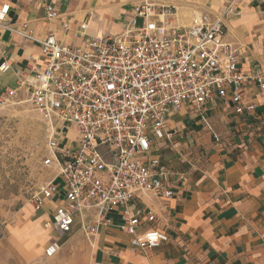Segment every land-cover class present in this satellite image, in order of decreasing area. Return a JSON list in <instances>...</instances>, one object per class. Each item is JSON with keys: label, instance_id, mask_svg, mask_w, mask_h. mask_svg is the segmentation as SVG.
Listing matches in <instances>:
<instances>
[{"label": "built area", "instance_id": "obj_1", "mask_svg": "<svg viewBox=\"0 0 264 264\" xmlns=\"http://www.w3.org/2000/svg\"><path fill=\"white\" fill-rule=\"evenodd\" d=\"M9 9L7 3L0 5V27ZM232 12L231 4L215 17L191 7L189 17L182 18L172 5L144 0L134 5L121 33L87 35L85 20L81 46L15 31L39 44L41 63L28 66L17 87L0 88V107L24 92L47 122L42 161L53 175L32 194L30 204L42 208L59 188L64 197L43 222L46 229L66 234L77 214L83 233L94 241L99 227L111 223L108 214L124 206L120 226L132 251L147 253L167 242L155 209L144 203L128 209L143 196L162 198L166 209L165 200L175 195L173 179L182 178L147 156L152 139L172 137L169 117L182 107L200 113L211 131L203 108L216 98L227 99L237 115L252 117L257 107L247 99V88L264 91L262 71L244 70L238 48L225 40L224 18ZM58 16L53 5L46 7L47 20ZM8 69L7 61L0 64V73ZM70 125L77 129L75 146L66 143L62 131ZM60 245L51 239L43 254L54 257Z\"/></svg>", "mask_w": 264, "mask_h": 264}, {"label": "crops", "instance_id": "obj_2", "mask_svg": "<svg viewBox=\"0 0 264 264\" xmlns=\"http://www.w3.org/2000/svg\"><path fill=\"white\" fill-rule=\"evenodd\" d=\"M143 1L0 0V5L10 6L0 27V64L9 63L7 72L0 73V88L17 87L27 67L41 63L39 44L15 31L25 30L39 39L53 35L63 45L81 46L85 35L79 29L85 20L87 35L112 36L125 30L134 5ZM150 1L176 7L182 18L189 17L191 7L215 17L231 4L233 12L224 18L225 40L238 48L244 70L260 69L264 76V0ZM51 5L59 16L47 20L46 7ZM246 92L256 104L254 116L237 115L227 99L216 98L203 108L211 131L200 113L182 107L169 117L172 137L152 139L147 156L158 158L182 178L173 179L175 195L165 200L166 209L162 198L152 196L131 202L128 209L132 212L143 203L155 209L157 227L169 235L167 242L147 253L132 251L129 235L120 226L124 206L108 214L111 223L99 227L94 241L83 233L88 246L74 240L78 230L71 234L77 223L82 231L77 214L71 230L57 236L43 222L63 200L59 188L42 208L22 218V227L14 226L12 240L6 235L13 254L28 261L48 237L60 242L59 252L54 257L42 252L45 260L37 264H264V91L251 85ZM62 131L66 143L75 146L77 129L70 125ZM1 239L0 234V243Z\"/></svg>", "mask_w": 264, "mask_h": 264}, {"label": "rangeland", "instance_id": "obj_3", "mask_svg": "<svg viewBox=\"0 0 264 264\" xmlns=\"http://www.w3.org/2000/svg\"><path fill=\"white\" fill-rule=\"evenodd\" d=\"M27 97L19 92L16 102L0 107V222L3 224H0V252H5L0 253V264H37L40 260L42 263L43 247L50 241L45 237L40 248L35 249L37 252L30 253V259L23 262L13 254L6 239L7 235L12 240L15 225L23 226L22 218L35 209L30 204L32 194L53 175L42 161L49 135L47 122ZM76 230L79 233L74 240L88 246L79 223L71 234Z\"/></svg>", "mask_w": 264, "mask_h": 264}]
</instances>
